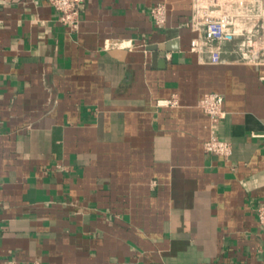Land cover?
I'll return each mask as SVG.
<instances>
[{"label":"crops","instance_id":"1","mask_svg":"<svg viewBox=\"0 0 264 264\" xmlns=\"http://www.w3.org/2000/svg\"><path fill=\"white\" fill-rule=\"evenodd\" d=\"M192 12L85 0L72 30L0 0V264H264V55L201 62ZM207 92L230 161L204 151Z\"/></svg>","mask_w":264,"mask_h":264},{"label":"built area","instance_id":"2","mask_svg":"<svg viewBox=\"0 0 264 264\" xmlns=\"http://www.w3.org/2000/svg\"><path fill=\"white\" fill-rule=\"evenodd\" d=\"M58 12L63 25L74 30L80 22V12L85 0H49ZM154 23L164 27L168 12L165 3L150 8ZM195 33L191 49L203 63L218 64L225 60V53L234 54L244 63H260L264 55L262 5L259 0H193V12L187 23ZM264 80V76H263ZM160 106H176V98L158 101ZM224 95L207 92L198 106L210 118V137L204 143V151L210 156L230 161L233 146L219 136V123L225 115ZM258 220L264 229V203L256 208ZM5 264H15L8 261Z\"/></svg>","mask_w":264,"mask_h":264}]
</instances>
